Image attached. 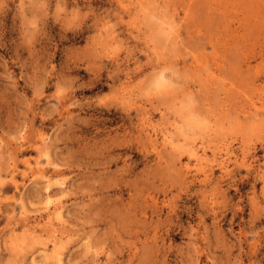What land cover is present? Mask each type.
I'll return each instance as SVG.
<instances>
[{
	"label": "rangeland",
	"instance_id": "rangeland-1",
	"mask_svg": "<svg viewBox=\"0 0 264 264\" xmlns=\"http://www.w3.org/2000/svg\"><path fill=\"white\" fill-rule=\"evenodd\" d=\"M0 264H264V0H0Z\"/></svg>",
	"mask_w": 264,
	"mask_h": 264
},
{
	"label": "bare ground",
	"instance_id": "bare-ground-1",
	"mask_svg": "<svg viewBox=\"0 0 264 264\" xmlns=\"http://www.w3.org/2000/svg\"><path fill=\"white\" fill-rule=\"evenodd\" d=\"M143 11V10H142ZM174 27V26H173ZM172 27V28H173ZM164 72V71H163ZM170 76V75H169ZM250 105V104H249ZM258 110V109H257ZM249 113V112H248ZM254 118V117H253ZM147 120V118L146 119H144V122ZM211 137V136H210ZM42 139V138H41ZM163 141H164V143H167V138H166V136H164L163 137ZM42 143V142H41ZM200 146V145H199ZM201 147V146H200ZM198 148V147H197ZM216 149V148H215ZM192 150V149H191ZM226 150L228 151V148H226ZM191 154L194 156V160H195V162L193 163L194 165H197V166H200V165H202L204 162H205V160H206V158H205V151H204V148H198V149H196L195 148V150H192L191 151ZM218 161V160H217ZM185 165H186V167L188 166V163H185ZM202 167V166H201ZM200 167V168H201ZM204 171V170H203ZM47 187V186H46ZM58 203V202H57ZM56 209H59V206H57L56 207ZM58 211V210H57ZM51 212V211H50ZM54 212V211H53ZM55 214V213H54ZM58 220V219H57ZM54 260V259H53Z\"/></svg>",
	"mask_w": 264,
	"mask_h": 264
}]
</instances>
